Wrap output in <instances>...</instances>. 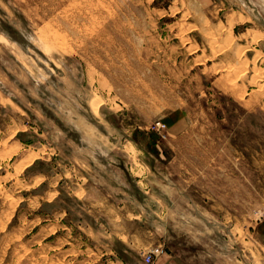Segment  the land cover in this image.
<instances>
[{
    "label": "rangeland",
    "instance_id": "obj_1",
    "mask_svg": "<svg viewBox=\"0 0 264 264\" xmlns=\"http://www.w3.org/2000/svg\"><path fill=\"white\" fill-rule=\"evenodd\" d=\"M0 86V264H264V0H0Z\"/></svg>",
    "mask_w": 264,
    "mask_h": 264
},
{
    "label": "crops",
    "instance_id": "obj_2",
    "mask_svg": "<svg viewBox=\"0 0 264 264\" xmlns=\"http://www.w3.org/2000/svg\"><path fill=\"white\" fill-rule=\"evenodd\" d=\"M12 103L11 97L0 86V165H4V159H6L4 152L6 150L15 148V154L19 155L23 150H26L24 147H28L23 140L25 136L23 131L27 128L23 127L22 129L25 121L19 114L10 111ZM168 192L170 191L168 190ZM248 193L250 194V191ZM227 194L228 196L232 195L231 189H228ZM163 254L164 258L159 259L157 263L162 261V264H177L178 259L183 260L179 254L172 252L168 247H166Z\"/></svg>",
    "mask_w": 264,
    "mask_h": 264
},
{
    "label": "built area",
    "instance_id": "obj_3",
    "mask_svg": "<svg viewBox=\"0 0 264 264\" xmlns=\"http://www.w3.org/2000/svg\"><path fill=\"white\" fill-rule=\"evenodd\" d=\"M153 127H155L156 129H160L163 127V124L157 121V122L153 123ZM258 216L260 218H264V210L260 211L258 213ZM159 252H160V249H158L157 247L150 249L147 253H145V255L143 257L144 261L149 262L151 260V258L153 256L157 255Z\"/></svg>",
    "mask_w": 264,
    "mask_h": 264
}]
</instances>
